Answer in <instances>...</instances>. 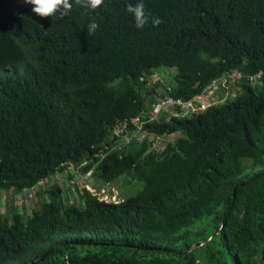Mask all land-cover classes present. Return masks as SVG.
I'll return each mask as SVG.
<instances>
[{
  "label": "trees",
  "instance_id": "16d2710c",
  "mask_svg": "<svg viewBox=\"0 0 264 264\" xmlns=\"http://www.w3.org/2000/svg\"><path fill=\"white\" fill-rule=\"evenodd\" d=\"M136 2L61 19L0 0V192L19 199L71 165L95 193L140 187L70 202L53 185L31 215L8 205L0 264H264V0H143L163 21L143 29L125 10ZM161 70L169 84L152 82ZM204 93L199 113L153 112Z\"/></svg>",
  "mask_w": 264,
  "mask_h": 264
},
{
  "label": "rangeland",
  "instance_id": "374dc122",
  "mask_svg": "<svg viewBox=\"0 0 264 264\" xmlns=\"http://www.w3.org/2000/svg\"><path fill=\"white\" fill-rule=\"evenodd\" d=\"M165 70H161L158 74H156L155 77H153L152 82L155 83L157 80L163 82L164 84H169L170 81V74L164 73ZM263 77V74L261 72H257L249 79L250 84H256L261 80ZM215 89V88H214ZM162 91H158V94ZM230 89H228V92ZM206 96L204 98L198 97L194 102L193 100L190 102H193L192 107H190L189 111L194 113H199L202 110H204L206 107H209L211 105L210 100H212V93L205 94ZM225 97V96H223ZM214 100V99H213ZM213 104V103H212ZM121 127L118 126L115 128L114 133L119 134L121 131ZM176 137V134L172 135H164L160 137L159 140H155V143L153 147L157 150H161L162 143L165 141H173V139ZM139 139H142V135L139 136ZM122 140L127 143L128 139L126 136L122 137ZM84 174H82L79 170H77L74 166H68L65 168L64 171L58 173L54 177L50 179V181H45L46 184H40L39 188H47L53 185H57L60 189L65 190L62 195H64L66 198L69 199L71 202L72 199H74L78 194V192H82V190H87L93 194V196H97L99 199L104 200L105 202H117L125 197H133L136 195V193L140 190V187L135 184V182L129 180V179H120L117 183L112 185V188L105 189L99 193H95L92 187L93 180L92 174L91 177L88 179L84 178ZM67 189V190H66ZM24 194H22L21 198L18 199V197L13 198L9 194L0 193V213L4 214L6 211V208L8 205H12L13 207H17L16 209H21L22 211L23 207H25V211L27 215L32 214V205L37 201V195L32 202H27L24 199ZM81 194V193H80Z\"/></svg>",
  "mask_w": 264,
  "mask_h": 264
},
{
  "label": "clouds",
  "instance_id": "9594fccd",
  "mask_svg": "<svg viewBox=\"0 0 264 264\" xmlns=\"http://www.w3.org/2000/svg\"><path fill=\"white\" fill-rule=\"evenodd\" d=\"M23 2L31 5L32 12L40 18L58 15L62 19L70 14L73 4L84 10L83 14L87 15L89 11L94 13L98 8L102 7L105 0H23ZM125 10L133 17L137 29H143L149 22H151L153 27L163 22L160 18L152 17L151 13L146 12L143 0H137L134 4L126 3ZM98 28L99 24L94 18H91L88 23V34H94Z\"/></svg>",
  "mask_w": 264,
  "mask_h": 264
},
{
  "label": "built area",
  "instance_id": "2783aa9c",
  "mask_svg": "<svg viewBox=\"0 0 264 264\" xmlns=\"http://www.w3.org/2000/svg\"><path fill=\"white\" fill-rule=\"evenodd\" d=\"M234 78L240 79L241 75L239 73L235 72L234 75L230 77V79L232 80ZM215 84H216L215 82H212L209 88L210 89L214 88L213 86H215ZM205 94L206 93L202 94V96H200V98H204L206 96ZM197 98L193 99V102ZM193 102L188 101V102L184 103V102L174 101L173 99L168 97V98H164V99H161L160 101H158L157 104L155 106H153V112H154L155 115H158L160 113H165V114L168 113V114H171L173 116H184V115L191 114V113L194 112V110L192 112L189 111L190 107H192ZM141 126L142 125H139L138 129H140ZM84 175H85L84 178L88 179V178L91 177V172H89L87 174H84ZM41 184H43V183H41ZM44 184H46V183H44ZM44 184H43V186H44ZM39 185L36 188H33L31 190H27L26 191V194L24 195L25 201H27V202L34 201L38 190L39 189H45L44 187L43 188H39L40 187ZM89 193H91V192H89Z\"/></svg>",
  "mask_w": 264,
  "mask_h": 264
},
{
  "label": "water",
  "instance_id": "95a60500",
  "mask_svg": "<svg viewBox=\"0 0 264 264\" xmlns=\"http://www.w3.org/2000/svg\"><path fill=\"white\" fill-rule=\"evenodd\" d=\"M214 235H212L208 240H206L205 242H208L210 241L212 238H213ZM205 242H197L195 244L192 245L191 248H197V247H200L201 245H203Z\"/></svg>",
  "mask_w": 264,
  "mask_h": 264
},
{
  "label": "crops",
  "instance_id": "0c3cea01",
  "mask_svg": "<svg viewBox=\"0 0 264 264\" xmlns=\"http://www.w3.org/2000/svg\"><path fill=\"white\" fill-rule=\"evenodd\" d=\"M177 136V135H176Z\"/></svg>",
  "mask_w": 264,
  "mask_h": 264
}]
</instances>
